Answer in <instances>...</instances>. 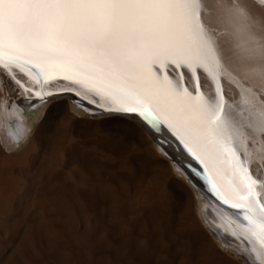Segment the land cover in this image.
<instances>
[{"label": "snow or ice", "instance_id": "obj_1", "mask_svg": "<svg viewBox=\"0 0 264 264\" xmlns=\"http://www.w3.org/2000/svg\"><path fill=\"white\" fill-rule=\"evenodd\" d=\"M259 24L241 0H0V67L15 66L39 85L37 104L5 112L7 138L18 147V115L72 91H48L49 81L83 85L111 104L88 100V108L74 92L88 115H134L167 130L201 166L208 192L233 210L225 216L252 245L250 264H264V179L253 174L248 137L222 82L227 73L241 88V103L258 113L264 131L256 92L243 87L257 82L264 91ZM201 73L214 94L202 90Z\"/></svg>", "mask_w": 264, "mask_h": 264}, {"label": "bare ground", "instance_id": "obj_2", "mask_svg": "<svg viewBox=\"0 0 264 264\" xmlns=\"http://www.w3.org/2000/svg\"><path fill=\"white\" fill-rule=\"evenodd\" d=\"M241 2L264 28V5L259 0ZM230 80L225 73L222 82L226 99L237 106L236 120L248 137L253 174L264 179L261 118L258 113L250 114L249 106L241 103V88ZM255 83H244L243 87L253 88L257 107L264 111V103H260L264 102V91L254 87ZM45 87L71 89L87 100L111 106L106 98L70 81L57 79ZM201 87L206 94H214L212 82L203 73ZM25 88L39 90V85L15 66L10 72L0 67L1 145L15 146L7 138L5 112L13 111V105L30 109L37 101ZM29 97L30 101L26 99ZM71 109L69 102L55 101L23 150H0L4 156L0 164V264H195L205 248H209V256L225 259L224 264H241L219 248L206 228L221 244L255 260L252 245L225 216L230 210L209 194L204 180L203 186L193 185L195 198L194 190L176 177L177 171L186 176L176 162L173 169L151 145L144 152V142L120 131L86 139L79 123L74 131L59 132L57 120L64 110L70 119L76 118ZM25 115L27 112L22 114L23 124ZM105 123L132 126L146 135L140 124L120 116L107 117ZM145 141L148 143V138ZM130 144L141 151L120 157L129 152ZM172 152L182 158L173 148ZM25 155L31 156L28 164L8 170V162ZM183 161L197 171L188 158ZM195 204L205 214L206 227L195 216Z\"/></svg>", "mask_w": 264, "mask_h": 264}, {"label": "rangeland", "instance_id": "obj_3", "mask_svg": "<svg viewBox=\"0 0 264 264\" xmlns=\"http://www.w3.org/2000/svg\"><path fill=\"white\" fill-rule=\"evenodd\" d=\"M60 100H65V101H67V102H69L71 104L73 109H71L70 111L72 113H75V115H76L75 117L76 118L70 119V115H69L68 111L64 110L63 113H62V116H60L59 119L57 120V130H59V132L69 131V130L74 131L77 128L79 123L83 125V129H84V132H85L86 139L94 138V137L98 136L100 133L103 134V135L104 134L107 135V134H110V133L112 134V131H120L123 135H131V136L139 139L140 141L144 142V145L142 147V151H144V152H146V151L148 152L149 145H151L156 150L157 154L163 160L167 161L169 166H171L173 169L175 168L176 165H175L174 161L163 152L164 151V147H162V149H163V151H162L160 149V147L158 146V144L152 139V137L149 135V133L146 130L144 132L146 134L145 136H147L146 138H148V141H147L148 143H146L145 136L138 129H136V128L132 127V126L123 125V124H110V125L107 126L106 123H105V119H107V117H99V116L87 115L85 111H82L80 108H77V105L71 101V98H69L68 96H65V95H60V96L53 97L48 104L44 105L43 107H37L35 109V111L32 112L31 115H28V114L25 115L26 124L31 126V128H30L31 131L27 135V138H23L18 147L17 146H12L11 147L7 143H4L3 145L0 144V148H1L0 150L4 149L3 151H5V152H9L10 150H13V151H21V150H23L28 145V143L31 141L33 135L37 132L38 126H39L40 121H41V117H43L44 112H45L44 110L47 109L55 101H60ZM117 117H119V116H117ZM120 118L128 119V120H130L132 122L138 123L133 118H131L129 116L128 117L120 116ZM79 119L81 120V122L78 121ZM141 128H143V127H141ZM129 147H130L129 148V152H125L120 157H123V156L125 157L130 152L141 151V149L140 150H135L132 147L131 144H130ZM8 149H10V150H8ZM3 157H4L3 153H2V151H0V164L3 163L2 162L4 160ZM30 157H31L30 155H25L22 159H20V158L12 159L10 162H8V167H7L8 170L15 169V167H17L19 164H28L30 162ZM179 170L182 171L181 169H179ZM177 172L178 173L176 174V177L178 179H180V180L183 179L184 182L187 183L186 185H188L190 187V189L194 190V193H193L194 197L197 198L196 189H194L193 184H191L189 182V180L184 175V173L180 172L181 173L180 174L179 171H177ZM199 191L201 192L200 189H199ZM195 205L193 207V209L195 211V216L202 223V225L204 227H206L205 226V218L206 217L204 216L205 214L202 212V209H200V210L198 209V207H197L198 205L197 204H195ZM206 229H207L208 233L210 234V236L217 242V244L219 245V248L221 250H223L224 252H226V254L229 253L228 254L229 258L236 259L241 264H250V259L247 257V255L245 253L239 252V251H235L232 248H230L228 245L221 244L220 241L218 242V237L216 236V234H214L211 230H209V228H206ZM210 246L211 245H209V247ZM207 250H209V248L208 249L205 248V251L203 250V251L199 252V254L197 256V261H196L195 264H216V263L217 264H224V262H226L225 259H222L221 257L209 256L208 255L209 253H207Z\"/></svg>", "mask_w": 264, "mask_h": 264}, {"label": "water", "instance_id": "obj_4", "mask_svg": "<svg viewBox=\"0 0 264 264\" xmlns=\"http://www.w3.org/2000/svg\"><path fill=\"white\" fill-rule=\"evenodd\" d=\"M68 96L71 98V95L68 94ZM87 114V113H86ZM88 115V114H87ZM133 118L136 122H138L143 128L146 129V131L149 133V135L152 137V139L158 144V146L162 149L164 147V151L167 152L168 156L176 162L184 172H186V176L191 180L195 185H202L203 177L202 168L201 166L190 156L187 155L186 152H183L182 146L179 145L178 141L175 140V138L167 132V130H161L160 132H156L152 130L141 118L138 116H129ZM172 148L176 153H178L182 158L186 160L188 158L194 166H196V172L191 169L190 165L187 163V161H183L181 157H178L176 154L172 152ZM206 185V184H204ZM206 187V186H205ZM209 194L213 196L210 192ZM214 197V196H213ZM215 198V197H214ZM216 199V198H215Z\"/></svg>", "mask_w": 264, "mask_h": 264}, {"label": "clouds", "instance_id": "obj_5", "mask_svg": "<svg viewBox=\"0 0 264 264\" xmlns=\"http://www.w3.org/2000/svg\"><path fill=\"white\" fill-rule=\"evenodd\" d=\"M18 119L23 122V116L22 115H18ZM24 125V133H23V138H27V135L30 133L31 129L30 127H28L26 124ZM4 126L2 124H0V130H3Z\"/></svg>", "mask_w": 264, "mask_h": 264}]
</instances>
